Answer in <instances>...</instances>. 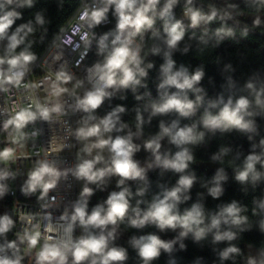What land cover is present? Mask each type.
Returning <instances> with one entry per match:
<instances>
[{"label":"clouds","instance_id":"obj_1","mask_svg":"<svg viewBox=\"0 0 264 264\" xmlns=\"http://www.w3.org/2000/svg\"><path fill=\"white\" fill-rule=\"evenodd\" d=\"M179 0H102V6L85 9L80 20L88 24L89 28L100 25L108 18L111 11L115 17V28L100 35L96 39L97 54L103 57L102 62L94 64L89 69V82L92 87L86 91L83 97H77L74 110L82 111L85 117L80 126L72 133L78 141L83 143L79 162L71 171L77 180L84 181L80 198L72 205L69 213L67 210L61 215L60 220L66 221L62 232L49 223L44 231L57 233V235L43 236L40 225L37 223L31 229L25 228L18 235L21 244L26 243V251L39 248L35 253V264H124L128 259L127 250L124 247L113 245L117 238L118 226L127 222L130 227L142 229L147 225H153L160 231L179 229V238L188 237L191 234L195 241L205 239L209 234L213 236V242H231L237 239L238 232H244L251 228L249 217L244 215L246 207L235 200L218 206L214 213H206L204 205L200 202L193 203L190 208L180 210L179 205L189 200L186 195L195 182L193 174H185L189 165L194 161L191 146L204 142L207 133L215 134L217 131L224 133L236 130L242 133H256L257 125L254 117L264 115V87H257L253 81H248L245 88L249 90L252 99L246 95L233 98L231 95L225 100L221 95L217 99L209 101L198 122L191 125H180L179 120L166 123L159 122V131L144 140L143 149L150 152L153 160L148 168H160L180 174L175 186L164 188L156 194L145 209L139 207L142 201L138 200L135 207L130 203L133 193L126 186V181L147 180V170L141 167L139 161L134 159L141 145L134 143V138L142 136V128L145 123L141 111L137 110L136 131L129 130L126 135H111L113 132H123L128 125L122 123L120 114L125 112L123 106H117L103 118H97L94 112L102 105L106 98H111L116 91L131 89L135 92L142 80L148 76L147 69L153 67L152 63L142 66L144 58L141 55L142 45L136 43L137 37H142L149 30L154 29L157 19L162 20V32L152 31V37L163 45V49L157 45L149 51L152 54H160L163 51L164 63L160 66L161 80L158 84V98L152 100L145 108L149 112L148 121L153 117L166 116L176 113L181 118H190L195 115L198 108L204 102L203 89L198 87L204 72L197 68L190 73L181 65L176 69V62L172 59V53L178 49V45L184 40L186 31L184 21L176 19L174 8ZM264 5V0H258ZM15 4L18 8H31L34 0H0V9L4 5ZM235 7V6H229ZM183 16L190 22L192 28L214 21H221L222 26L216 28L209 35L207 30L198 37L200 43L207 45L215 38L217 44L227 36H232L234 30L224 23L232 19L228 11H222L216 7H210L209 11L194 6L193 0H186ZM19 11L11 10L0 15V44H3L4 54L0 55V91L7 92L8 86L19 88L29 70V65L36 56L29 50L31 41L28 37L34 33L35 27L29 21L10 32L17 19H21ZM46 23L42 14L37 13L35 24L43 26ZM255 25L260 24L257 18ZM243 35H247L245 28ZM191 38H196L195 35ZM85 44H90L91 39L85 35ZM6 42V43H5ZM23 49L17 52L21 46ZM187 51V49H185ZM6 66V67H5ZM72 77L66 72L56 74V81L52 85L51 95L60 97L68 91L60 86L71 81ZM81 82H77L79 87ZM24 87L34 85L24 84ZM189 93L195 94V99L189 98ZM141 96H136L140 100ZM211 109H217L213 112ZM64 107L56 102L49 106L33 102L28 107H21L3 123V129L9 132L12 144L21 145V141L27 138L23 130L35 121H51L53 117L64 115ZM203 129V130H201ZM11 130V131H9ZM37 133L33 132L35 136ZM167 138L170 145L175 146L176 151H161L162 141ZM251 139V136L248 137ZM261 151L257 153V145H252V150L243 158L242 164L235 168V180L240 184L256 186L257 182L264 179V172L258 171L257 165L264 168V139H260ZM96 150L95 155H93ZM107 151L108 158L103 155ZM230 149L222 148L212 157L213 161H219L226 156ZM16 149L4 147L0 149V163H8L16 159ZM239 158V154L238 157ZM98 165H103L98 167ZM68 171H61L53 163L46 159L36 162L28 173V178L22 192L25 195L39 191L40 199H43L50 190L56 188L62 177H66ZM14 173L0 169V181H5ZM112 176L119 177L117 187L119 191H112L103 204H97L89 211L88 198L94 194V189L88 185L95 184L98 187ZM227 180L223 169L216 172L212 179V187L208 193L213 199H218L223 194L221 182ZM146 187L137 189L135 195L143 196ZM6 192V185L0 183V197ZM253 215L264 213V200L254 201ZM131 213V215H130ZM28 223H32V217H23ZM14 226L13 219L8 215H0V237H3ZM222 226H224L222 228ZM76 227L82 230V234L74 237ZM259 228L264 233V218L259 221ZM175 241H165L160 236L149 233L132 236L130 246L137 252L143 264L151 262L161 255V251L170 253ZM183 248L184 245L181 244ZM12 250V255L7 254ZM20 249L16 241H8L0 244V264H21L23 257L19 255ZM240 249L235 245H229L221 253V260H227L234 254L239 255ZM261 259L249 257L247 264H264V251Z\"/></svg>","mask_w":264,"mask_h":264},{"label":"trees","instance_id":"obj_2","mask_svg":"<svg viewBox=\"0 0 264 264\" xmlns=\"http://www.w3.org/2000/svg\"><path fill=\"white\" fill-rule=\"evenodd\" d=\"M201 1L219 10L230 12L232 19L226 20L224 23L227 27L234 30V34L225 37L218 44L213 38L207 45H204L199 42L198 37L205 30L211 35L216 28L222 26V22L217 20L208 25L202 24L192 28L185 23L183 17L186 0H179L173 10L175 18L184 21L186 31L184 40L178 45V49L172 53V59L176 62V69L178 70L183 65L190 73L197 68H201L204 72V76L198 85V87L203 89L204 102L195 115L190 118H181L176 113H170L162 117H153L150 122L148 121L149 112L145 111V108L152 100L158 98V84L161 80L160 66L164 63L163 51L160 54H152L149 51L153 46L157 45L163 49V45L152 37V31L158 30L162 32L163 29L164 22L157 19L154 29L145 32L142 37H139L143 40L141 55L144 58V63L142 66H146L148 63L153 64L151 69H147L148 76L142 80V85L145 86H138L135 92L131 89L114 92L113 96L106 98L94 112L98 119L103 118L117 106H123L125 112L120 114L121 122L136 131V115L139 109L145 120L142 128V137L146 140L159 131V122L161 120L166 123L179 120L181 126L185 124L191 125L199 121L209 101L215 100L221 95L225 100L229 95L233 98L246 95L252 99L253 97L249 90L245 88V84L248 81H253L258 88L264 87V5L259 4L258 0ZM79 2L80 0H34L31 8H18L15 4H5L4 8L0 9V15L11 10L19 11L22 14V18L15 21L10 32L21 24L29 21L33 23L35 31L28 37V40L31 41L29 50L37 59L67 24L77 9ZM163 3L164 0H161L160 6ZM230 5L235 7H229ZM37 13L42 14L46 21L43 26L35 24ZM257 18L260 20L258 26L254 24ZM114 28L115 25L107 28L104 33ZM245 28L247 29V35L242 34ZM193 34L196 38H191ZM23 47L22 45L18 48L17 52L21 51ZM3 54V44H0V55ZM101 57L96 51L92 60L100 59ZM136 96H141L142 98L137 100ZM189 98L195 99V94L189 93ZM211 110L213 112L217 111V109ZM254 119L257 125L256 133H242L236 130L224 133L217 131L215 134L207 133L203 143L191 146L194 161L189 165L185 174H193L196 179L191 190L186 193L190 199L179 205L180 210L183 211L185 208H190L193 203L200 202L204 205L206 213H214L218 210V206L235 200L239 205L247 208V211L243 214L249 217L251 228L244 232H238L237 239L231 242L214 243L212 234L197 242L191 234L188 237L179 238V229L175 231H160L153 225L136 229L130 227L126 219L125 222L118 226L117 238L112 242L114 246L124 247L127 250L128 259L124 264H143L137 252L130 246L129 240L132 236L149 233H154L165 241H175L173 250L170 253H165L162 250L161 255L154 259L151 264H246L245 248L247 245L264 251V233L259 228V221L264 218V213L259 215H253L252 213L253 208L256 207L254 201L264 200V179L257 182L255 187L251 184L242 185L235 180V168L242 164L244 156L252 150V145H257V153L261 151L258 145L260 139H264V115L256 116ZM123 132H120V134L122 135ZM249 136H251V139L248 138ZM163 141L167 143L166 150H170L173 153L176 151L175 146L170 145L167 138ZM222 148H228L230 151L226 156H222L219 161H213L212 157L218 154ZM238 154L239 158H237ZM152 160L150 159L149 164L152 163ZM210 165H214L216 169H208L207 166ZM220 169H223L226 173L227 180L221 182L224 189L221 197L213 199L208 193V188L213 186L212 179ZM257 169L264 172V168H261L260 165H257ZM146 175L147 180L144 182L126 181V186L133 193L130 201L133 207L140 200L142 203H140L139 207L145 209L153 197L162 189L175 186L180 174L153 167L147 171ZM118 179H115L113 191L120 190L117 187ZM91 185L94 189V194L88 200L89 211L95 205L103 204L110 194L104 191L100 192L102 185L99 187L95 184ZM140 187H146L142 197L135 195ZM181 244L184 245L183 248ZM230 244L238 247L241 250L240 254H234L227 260H221L220 253Z\"/></svg>","mask_w":264,"mask_h":264},{"label":"built area","instance_id":"obj_3","mask_svg":"<svg viewBox=\"0 0 264 264\" xmlns=\"http://www.w3.org/2000/svg\"><path fill=\"white\" fill-rule=\"evenodd\" d=\"M193 3L194 6L206 12L212 7L201 0H193ZM101 6L102 0H80L67 24L52 40L45 52L29 65L22 86L19 88L8 86L7 92L0 91V149L13 147L16 149L17 157L14 161L0 163V169L14 173V176L0 181L6 185L5 195L0 197V215L8 214L14 221L13 228L0 237V244L16 241L20 249L18 254L23 257L21 264H35V253L39 245L37 249L26 251V243L21 244L18 235L22 234L25 228L31 229L37 223L42 232L41 243H43V236L57 235V233H46L44 229L51 223L62 232L61 215L66 210L70 213L73 203L80 198L79 194L84 181L77 180L69 170L79 162L80 141L72 133L79 127L85 113L74 110V106L77 97H83L92 87L88 79L89 69L103 60V57L92 60L97 51L96 39H92L93 34L98 39L107 28L116 24L111 11L106 21L93 28H89L86 22L81 21L80 16L85 9L90 11ZM184 21L188 20L184 17ZM86 34L91 39V43L87 45L84 39ZM136 43L141 44L143 50L142 38L137 37ZM60 71L66 72L72 79L67 84L60 85L66 87L68 91L57 98L51 93L56 74ZM78 81L81 82V87H76ZM24 84L34 85V87H24ZM33 102L49 106L59 102L63 105L65 114L60 117L54 116L51 121L38 119L29 124L23 130L27 133V138L21 141L23 146L12 144L9 132L3 129V123L16 110L28 107ZM33 132L37 134L33 136ZM43 159L53 163L61 171H68V175L62 177L56 188L50 190L43 199L39 198V191L25 195L22 188L25 186L28 173L37 161ZM27 216L32 217L31 224L23 218ZM78 232L79 227H76L73 236L78 237ZM7 254L11 256L12 250H8Z\"/></svg>","mask_w":264,"mask_h":264},{"label":"rangeland","instance_id":"obj_4","mask_svg":"<svg viewBox=\"0 0 264 264\" xmlns=\"http://www.w3.org/2000/svg\"><path fill=\"white\" fill-rule=\"evenodd\" d=\"M79 87H81V85ZM129 130L135 132L133 129L126 128L122 135H126ZM111 135L115 136V135H121V134L117 133V132H113ZM144 140L145 139L142 136H140L139 138H134V143H137V144L141 145V150L135 154L134 159L139 161L141 167H144V168L149 170L148 165H149L150 159H153V157H152L150 152H148V151L143 149L142 145H143ZM161 143H162L161 151L162 152L166 151L167 143L165 141H162ZM82 147H83V143L80 141V147H79L78 155L84 156V158H88V157H86L85 154L81 153L80 150H81ZM95 152H96V150H94L93 155H95ZM103 155L105 156L106 159L108 158V153H107L106 150L104 151ZM102 166L103 165H98V167H102ZM202 166L205 167L204 165H202ZM207 168L211 169V170L216 169V167H214V165L207 166ZM116 178H119V177L112 176L110 178H107L106 182L104 184H102L100 192L104 191L106 193H111L114 190V188H115V182H116L115 179ZM84 183L85 182L82 183V188L84 186ZM88 186L92 187V185H88ZM81 191H82V189H81ZM81 191H80V194H81ZM88 200H90V197L88 198ZM81 234H82V230L79 228L78 236H80ZM261 252L262 251L257 250L256 248H254V247H252L250 245H247L246 248H245L247 261H248L249 257L256 258L259 261L262 258L261 257Z\"/></svg>","mask_w":264,"mask_h":264},{"label":"bare ground","instance_id":"obj_5","mask_svg":"<svg viewBox=\"0 0 264 264\" xmlns=\"http://www.w3.org/2000/svg\"><path fill=\"white\" fill-rule=\"evenodd\" d=\"M185 23L187 24V25H190V22L189 21H185ZM202 25V24H201ZM78 200V199H77ZM60 225H63V226H65L66 225V221H61L60 220Z\"/></svg>","mask_w":264,"mask_h":264}]
</instances>
